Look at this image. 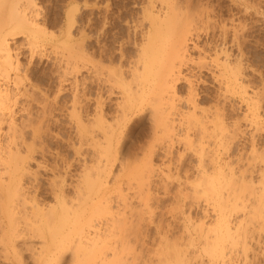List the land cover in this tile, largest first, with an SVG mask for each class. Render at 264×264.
Segmentation results:
<instances>
[{
    "label": "bare ground",
    "instance_id": "6f19581e",
    "mask_svg": "<svg viewBox=\"0 0 264 264\" xmlns=\"http://www.w3.org/2000/svg\"><path fill=\"white\" fill-rule=\"evenodd\" d=\"M109 1L111 0H97L96 48L92 49L94 52L89 54L87 44L89 39L86 34L88 25L83 23L77 42L79 46L72 49L74 51L71 52L73 53L71 56L68 55L70 61L79 57L75 52L80 55L79 64L78 60L71 62L72 69L78 70L77 73L80 76L73 83L75 93L71 110L76 138L71 148L75 158H71L70 161L62 160L64 171L61 172L62 175L59 173L61 176L57 174L60 180L49 177L51 180H47V187H43L46 193L43 192L49 198L45 200L42 197L43 188L38 184L37 177L30 169L28 162L33 159V154L39 149V151H45L40 131V123L45 121V119L42 121V118H45V112L42 108L41 120L36 119L37 117L34 120L31 118L32 115L28 116L29 111L24 114L27 115L24 116V120L17 123L14 111L16 105L22 99L21 101L26 102L24 108L30 106L29 102L33 101L32 96L36 97L37 94L31 84H24L23 77L27 70L22 68L18 53L13 52L9 43L11 37L23 33L26 34L25 38L28 37V43L32 48L39 40L38 35H43L41 29H38L39 25L35 22L34 15L30 13L33 7L35 8L34 0H0V132L4 129V134H0V243H2L0 248L3 246V251L16 250V254L21 257L17 247L22 245L29 252L28 257L33 259L31 261L34 264H58L65 253L69 254L71 258L69 257L68 261L72 259L70 263L73 264H129L127 262L133 258L131 257L133 249L128 245L131 241L129 238L134 236L135 231L141 226L139 222L142 213L140 209L137 210L138 212L135 211L134 205L132 206L133 201L130 202V200V203L126 201L128 198L125 199V197L129 194L124 193L127 196H123L119 184L116 185L119 186L117 189L112 188V192L114 194L116 193L114 191L118 192L114 199L118 201L122 199L121 203H117L116 200L118 205L111 204V202L114 203L111 201L112 189H108L106 177L116 161L126 163L127 160H132L136 166L132 165L134 167L129 172L128 166L124 169L125 171L122 169L121 171H124V174L127 172L129 178L137 179V185L149 182L153 174V158L159 153H156L157 148L165 149V153L162 151L164 155L161 158L169 155L167 157L169 160L174 152L169 154L166 151L170 152V147L173 149L172 144L175 142V145L177 143V146L180 145L182 149L176 150L180 152L178 155L174 154L176 160L184 157V152L190 151L193 152L191 155L196 156L199 166L205 162L211 164L207 165L210 170L206 169L207 167L204 168L203 164L199 173L197 172L199 175L197 179H200L203 187L200 186L201 190L204 189L203 193H199L203 195L205 192V195L208 194L206 195L208 199L210 196L211 201L208 202H211L209 204L215 212L214 223L210 225L212 227L205 224L209 228L206 230L207 233L204 230L205 234L202 236L200 232L198 236V238L204 237V240L202 238L199 240L205 241L204 245L202 242L205 248L199 246L205 249L204 253L202 249L201 252L206 255L209 264H264V151H258L262 148L256 151V145H250L251 151L247 153L251 161L246 158L247 165L245 163V166L241 168L236 167L237 171L229 168L233 161L222 160L220 153H226L232 149V140L238 131V129L236 132L232 131V128L238 123L235 121L233 125L232 122L229 131L225 121L226 116L223 118V109L216 103L208 108L204 106L206 101L201 96H209V93L201 87L204 83L201 74L203 71L209 72L218 86L216 96L223 97L227 94L236 97L245 107V113H243L245 120L247 119L256 129L262 130L261 114L255 112L259 109L256 106L258 104H255L257 93L255 90L247 91L242 86L243 80L240 78L242 65L238 60L239 57L230 59L229 48H226L228 42L225 36L223 37L224 31L220 38L221 42L217 41L213 53L208 52L210 53L208 54L206 49L197 45L202 34L208 36V40L211 41L215 38L212 34L214 28L211 27L212 35L208 33L211 13L206 10L209 3L206 2L203 5L202 0H144L140 2L141 7L139 6L137 13L131 17L119 11L120 14L117 17L122 24H125V30L121 31L118 28L119 24L117 26L118 22H115ZM202 6L206 9L200 8L202 11H199L197 7ZM245 12L243 10V13ZM67 14H69L67 17L71 16L70 13ZM231 24H233L232 21ZM237 33L234 32V35ZM236 39L232 38L230 41L234 43L233 40L238 41ZM71 44L70 46L64 44V46L71 48L75 46L74 42ZM204 44L207 46V43ZM67 48L64 49L67 50ZM71 48L68 50L72 51ZM193 49L199 50L196 58L189 54V51ZM32 58L31 54L30 59ZM89 81L95 86L93 96L88 94ZM181 84L184 85V95H182ZM180 96L184 98L180 99ZM180 103L184 105V111L179 110ZM25 111L27 112L24 109ZM144 123L149 126L151 142L146 143L147 146H137L139 151H132L133 144L129 140L134 136L137 128ZM28 128L29 130H26ZM204 141L208 143V146H213L210 153L203 148ZM162 143L166 145L160 146ZM207 149L210 150L209 147ZM205 150L209 156L205 154ZM228 156L223 157L228 158ZM239 162L238 166H241ZM74 165L78 166L73 175L74 179L66 183L65 177L69 175ZM54 166V168L49 166L51 170L46 166L42 170L47 168L49 171L60 172L59 168ZM196 183L199 185V182ZM144 189L147 190L146 187ZM221 189H223V198ZM146 200L147 198L142 201L144 207L142 203L141 209L148 208V204L145 207ZM135 207L139 206L135 205ZM146 212L148 214L149 211ZM202 225L197 228L199 231H202ZM137 234L140 235V232ZM186 236L189 238L184 241L186 244H180L182 247L185 245L182 252H179L181 250L179 244L178 248L175 246L172 250L170 249L175 250L174 255L170 254L171 251L168 252V247L173 245L163 240L167 246L169 243V246H166V252L170 254V260L171 258L176 260V264L179 258L182 262L189 261L190 252L187 254V247L194 244L191 240L192 235ZM135 237L136 235L134 238L131 237L134 242ZM34 241L38 247H34ZM158 250L154 255L158 252L162 254L160 252L162 249ZM155 257L158 258L157 262L161 260L160 263L165 259V257L161 259L160 256ZM16 258L18 259V256ZM18 260L16 261L19 263ZM20 261H22L21 258ZM167 263L166 260L163 264Z\"/></svg>",
    "mask_w": 264,
    "mask_h": 264
},
{
    "label": "rangeland",
    "instance_id": "374dc122",
    "mask_svg": "<svg viewBox=\"0 0 264 264\" xmlns=\"http://www.w3.org/2000/svg\"><path fill=\"white\" fill-rule=\"evenodd\" d=\"M66 1L68 3H66ZM117 1H119V2H117ZM143 1L144 0H127V1L126 0H111L108 2L109 4H111L113 17H115V22L116 23L118 22L117 26L119 24L120 27L118 26V28L121 29V31L125 30V26H124L125 24L124 23L122 24L121 20L118 19L117 16L121 12L124 14L126 13V15H129L130 17H131V15L132 16L135 15L137 13V11L140 9L139 6L141 7V3ZM206 2L209 3V6H208L206 11H208V12L210 11V13H211V15H210V23L211 24H210V30H208V33L211 34L212 33L211 31H213V29H211V27L214 28V31L212 34L215 35L214 36L215 38H214V40L211 41V40H208L209 39L208 36H205L204 34H202L198 40L197 45L200 48L206 49L207 53L208 52L213 53L212 52L213 48L217 45L218 42L219 43L221 42L220 38H222V31H224V33L226 35L223 33V37L225 36L226 42H228L226 45V48H229L228 51H229L230 59L234 60V59H237V57L240 58V59L238 58V60L240 61L241 65H242L241 67L243 68V69L241 68V77H240L243 80L242 86L247 91L255 90V92L257 93L256 97L258 100L257 99L255 100V104L256 103L258 104L256 106L259 109L256 108V110L257 109L258 110L255 112H258L259 115L261 114L260 119L262 121H264V86H262V85H264V0H248V1L247 0L246 1L245 0H243V1L242 0H202L201 4L204 5V4H206ZM34 3H35L36 9L33 7V10L30 11V13L32 15H34L35 22L37 23V25H39L38 29L39 30L41 29L43 36L38 35L39 40L35 44L36 46L34 45V47H32V48H31V45H29V43H28V37L25 38L26 34H23V33L22 34L18 33V35L16 34L15 37H13V38L11 37L9 40V43H10L11 48L14 50L13 52L18 53V60H19V63L21 64L22 68L27 70V72L25 73L26 75L24 74L25 76L23 77L24 78V84L25 85L31 84L34 87L33 88L34 91L36 90L35 93L37 94L36 97L32 96V99L34 102L33 101L29 102L31 104L30 105L31 107L30 106H28V107H30L31 109L28 108L27 106H25V108H24V105H26V102L24 103L23 101H21L22 99L20 100L19 104L16 105L14 111H15V119H17V123H20L22 120H24V116L25 117L27 116L24 114L29 113V111H30V113L28 114V116L32 115V117L31 116L30 117L32 119L34 118V120L41 118L40 115H42V114L40 112H42V108L44 109V112H45V114H44L45 118H42V121H43V119H45V121H43L42 124L40 123V129H41L40 131H41V136L43 139L42 142L44 145L43 148L45 151H43V150L39 151L40 150L39 149L35 154H33V157H32L33 159L29 160L28 162L30 165L29 166L30 169L34 172L35 177H37L38 184H40V186H42V188L43 187L46 188L47 182L51 180L50 178H53V180H54V177H56L55 180L61 179L60 178V176L62 175L61 172L64 171L63 170L64 166H63L62 160L64 159V161H66V160L70 161L71 158H75L74 153H73V149L71 148V144L73 142L75 143V141H76L75 130H74L75 125H74V122H72L73 117H71V110H72L73 95L75 93V87H74L75 84H73V83H75L74 80L79 79L80 76L77 73L78 70L72 69L71 62L78 60L77 63L79 64L80 63V55L78 52L77 53L75 52V54H77L79 57L75 58L72 61H70V57L68 55L71 56V54H73L71 52L74 51L72 49H74V48L76 49L79 46L78 45L79 43H77V42L79 40L80 28H81L83 23H86V25H88L86 34H87L88 39H89L88 43H87L88 49H89V54H92L94 52L93 50H95V48H96V45H95L96 34L95 33H96V25H97V18H96L97 17V13H96L97 0H34ZM210 4L212 5V7ZM132 6H134V7H132ZM204 7L205 6L197 7V8H199V11H202V10L206 9V7L205 8ZM200 8L202 10H200ZM70 9L72 10V12ZM67 10L69 12H67ZM243 10H244V12L245 11L246 12L243 13ZM119 11H120V13H119ZM67 13H70L71 16L67 17V15H69ZM88 18H90V19H88ZM231 21L233 24H231ZM224 25H225V27H224ZM240 25H242V26H240ZM229 26H231V27H229ZM238 27L239 28L241 27V28L239 29ZM116 31H118V30L116 29ZM234 32H238V33L236 35H234ZM68 34L71 36H69ZM233 35H234V37H232ZM235 36L237 37L238 41L233 40L234 43H232V41H230V39H232V38L236 39ZM41 37H42V39H41ZM240 39H241V41H240ZM210 41L212 44L210 43ZM73 42L75 43V46L73 45L72 48L68 47V46H64V44L70 46V44ZM235 42L237 45L235 44ZM204 43H207V46H205ZM23 44H24V46H23ZM28 45H29V47H28ZM211 45H213V46H211ZM54 46H55V48H54ZM62 46H64V47H62ZM71 46H72V44H71ZM65 47L66 48L68 47L67 50L71 48L72 51L68 50L69 51L68 52L66 49H64ZM198 51L196 49H193V50L189 51V54L192 55L191 57L196 58V56H197L196 54H198ZM58 53H59V55H58ZM210 53H208V54H210ZM31 54L33 56V58H32L33 60L30 59ZM55 57H56V60H55ZM61 62H62V64H61ZM201 76H202V80L204 82L203 84H201V87H203L204 89L203 88L202 89L209 93V96H201L206 101V103H205L206 105H204V106H207L206 108H208V107L213 106L216 103L218 105V107L223 109V118H224V116H226L225 121H226L227 129H229V131L231 130L230 125H232V122H233V125H234L235 121L238 123V124H236V126H233V128H232V131H235V132L238 129V131L236 133L234 132L235 134H234V137L232 140V143H233L232 149L226 153L224 152L225 154L223 152L220 153L222 160L227 159L228 160L227 162L233 161L231 164V167H229V168H231L233 170L235 169V171H237L238 168H236V167L241 168V167L245 166V163L247 165L248 160H250L248 158L249 154L247 153V152L251 151L250 150L251 147H249L250 145H256L255 146L256 151L258 149H261V148H262V150H258V151L259 152L264 151V122L261 121L260 127H262V130H260V128H258L259 130L256 129L253 125H251L250 122H248L247 119H246L247 121L245 120V117H243V113H245V107L243 104H240V102L238 101V99L236 97L228 96L227 94L226 95L223 94L224 98L222 96H220V97L216 96L218 86L213 81L211 76L209 75V72L203 71ZM65 79H67V80H65ZM182 85L183 84H181V87L183 90L182 95H184V93H185L184 85L183 86ZM88 87H89L88 88L89 89L88 90L89 96H93L94 92H95V88H94L95 86L93 83H91V81H89ZM180 97H181L180 99L184 98V96H180ZM34 98H36V99H34ZM28 100H30V99H28ZM208 103H211V104H208ZM44 104L46 106H44ZM221 104L223 106H221ZM42 106H44L45 108ZM178 108H179V110L184 111V105L182 103H180L178 105ZM231 108H233V109H231ZM24 109L27 110V112L26 111L24 112ZM37 114L39 115V117ZM225 121H224V123H225ZM234 127L235 128L238 127V128H236V130H233V129H235ZM3 128H4V126H3ZM254 128L256 129V131ZM26 130H29V128ZM3 132H4V129L0 132V134H4ZM252 139H254V140H252ZM150 140H151V138H150L149 126L147 123H144L137 128V130L134 133V136L129 140L133 144L132 151H137L138 150L137 146H142V145L147 146V144L149 143ZM250 140H252L253 142ZM204 142L206 143V147H204L205 146V143H204L203 148L206 149L208 153H210V151H212L211 148L213 149V146L210 147L207 145L208 143L206 141H204ZM128 144H130V143H128ZM163 144L164 143H162V145L160 144V146L166 145V144H164V145ZM173 144H172L173 149L170 147V152L166 151L169 154L170 153L172 154L174 152L172 155H170L171 157H169V160L167 158L169 155H166V158L165 157L161 158V156L163 157V155L165 153L164 152L165 149L162 150L160 147L157 148L156 153H158V152L161 153L162 151L164 153L162 152L161 155H158L159 154L158 153L153 158L152 165L154 166L153 167V174L154 175L151 174L152 177L150 176L151 179H149V182L147 181L146 183L142 184L143 181H146V180H143L141 182L142 185H140V184L137 185V183H138L137 179L133 180V178H131V177L129 178V174L127 172H126V174H128V175L124 174V171H125L124 169L127 166L130 167L129 169H127L128 172H129V170H132L131 169L132 167L136 166V165H134V163H132V162H134L132 160H127L126 163H125V161L124 162L116 161L113 164L111 171L109 172V174L106 177L105 181L107 182L108 189L109 188H110V190L112 188L117 189L119 186L117 187L116 185L119 184L120 190L122 188V191H123L121 194H123V196L125 195L124 193H126L127 195L129 194L128 196L125 195V196H127V197H125V199H127V198L129 199V200L127 199L126 201H128V203L133 201L132 206L134 205L133 207L135 208V211L138 212L140 209L141 210L140 213H142V215L140 214L141 215V220H140L141 223L139 222V224H141L142 227L140 225H139L140 227H138L140 235L137 234V233H139V232H137L138 231V229H137L135 231V233L133 234L134 236L136 235L135 242L133 239H131V237L134 238V236H131L129 238L131 241H129L128 245L132 247L131 249H133V255L131 256L133 258H130L129 261L127 260L128 261L127 263H129V264H152V263L158 264L161 261L160 260L161 257H163V258L165 257L164 261H162L163 263L164 262L166 263V260H167V262L169 264H176V262H175L176 260L175 261L173 260L174 258H171L172 260H170V257H169L170 254L172 255L173 252H175V250H173V251H171V250L175 246H176V248H178L177 245L179 244L178 246L181 248V250H179V249L178 250H179V252L180 251L182 252L184 250V247H185V245H184V247H182V245H183V243H185L184 241H186V239L188 238V236H186V235H192L191 240L193 241L192 244H194V245H191V247H187V254H188V252H190L189 253L190 255L188 254L189 261L182 262V261H180L181 259L179 258L178 259L179 261H177V264H178V262H180L179 264H183V263L184 264L185 263L186 264H195V263L196 264H201V263L202 264L203 263L209 264L208 258L206 257V255L203 254L204 253L203 251H205V249L203 250V248H205L203 246L205 241L204 242L202 241V240H204V237H199V238H202V240L201 239L199 240L198 236H199L200 232H201L200 235L205 234L204 232L207 229H209L208 227H210V228L212 227L210 225L211 224L213 225V223H214L215 212L212 211V206H211V204H209L211 202H208V201H211L210 196L208 199L207 198L208 194H206L207 195L206 196L205 192H204L203 195H205V196L203 197V195H200V193H199V192L203 193L204 189H203V191L201 190L202 184H200L201 183L200 179H197L199 176L197 174V172L199 173V170L203 164H204V166H203L204 168L207 167L206 169L210 170L209 166L211 164H209L208 162H205V163H202L201 166H199L196 156L194 154L191 155V153H193V152H190V151H189L190 153L188 151H187L188 153L184 152V154H183L184 157H182L180 159L181 161L176 160L175 156L180 153L177 151L182 150V149H181L180 145L177 146V143L175 145V142H173ZM135 147H136V150H135ZM208 147L210 148V150L207 149ZM206 150H205V154L208 155ZM174 154H176V155H174ZM228 154L230 157L228 156ZM245 154H246V156H245ZM225 155L228 156V158L227 157L224 158L223 156H225ZM157 156H159V157H157ZM251 156H252V153H251ZM246 158H248L247 161H245ZM241 159L244 163L242 161L239 162ZM238 162H239V165H241V166H238ZM120 163H123V164H120ZM137 163L139 165V162H137ZM233 163H236V164H233ZM53 164L56 165L57 169L59 168L58 170L60 172H57L54 170L49 171V169L51 170V168H52L51 166H53V168L55 167ZM119 164L121 166H119ZM208 164H209V166H207ZM228 164H230V163H228ZM76 165H74L75 167H73V169H71V172L69 173V175H67V177H65L66 183H67V181L70 182V180H72V178H73V175H75V171L77 170V167H78ZM132 165H134V166H132ZM141 165L142 164H140V166ZM45 166L47 168L50 166L51 168L49 167L48 170H47V168H46V170H42V169H44L43 167H45ZM119 167H124V168H119ZM35 168H36V170H35ZM56 168H55V170H57ZM60 169H62V170H60ZM121 169L124 171H121ZM45 171H47V172H45ZM57 174L60 176L58 177ZM124 175H126V176H124ZM167 175H169V176H167ZM114 177H115V179H114ZM165 177H167V178H165ZM196 182H199V185ZM147 183H148V185H146ZM197 185L199 187L201 186L200 189H199V187H197ZM138 186H140V188ZM141 186H142V188H141ZM145 187L147 190L144 189ZM44 188L42 189V192L43 191L45 192ZM113 189L110 191V194L112 196L109 195L112 197L111 201L114 202V203L111 202V204H117L118 202L121 203L122 199L120 201H118L117 199H114V198H116L115 195L118 192L114 191V192H116L114 194L112 192ZM194 189H196V190L198 189V190L196 191ZM143 190H145L144 192L147 193L148 195L147 194L145 195ZM118 191H119V189H118ZM139 191L141 192V194L143 193V195H141ZM44 192L42 193V197L45 200H49L48 195H46L45 194L46 192L45 193ZM136 192H138L142 197ZM221 193H222L221 197L223 198V189H221ZM132 195H134V196H132ZM137 195H139L140 198ZM135 196L137 198H134ZM146 196H148V197H146ZM144 197H145V199L147 198V200L145 202L146 203L145 207L147 204L150 206V207L148 206V208L146 207V209L143 208L144 202H142V201L145 200ZM141 198L143 200H139ZM149 198H150V200H149ZM112 199H114V200H112ZM139 201H141V202H139ZM222 201H223V199H222ZM138 202H139V204H138ZM141 204L143 205L142 209H141V206H142ZM135 205L137 207L139 206L140 208L139 207L136 208ZM146 211H149L148 214ZM211 212L213 213V215ZM192 219H193V221H192ZM199 222H200V225H199ZM157 223H158V226H157ZM201 223H203L204 225H202ZM205 224H207V226L208 225L209 226L207 227ZM201 225H202V228H201L202 231H199L197 228H199ZM195 226H197V227H195ZM195 228H196V230H195ZM203 228H206V229H203ZM161 230H163V231H161ZM194 230L197 233L194 232ZM186 231L188 234L186 233ZM161 232L165 233L166 236L164 237L165 234H163ZM183 233H185V234H183ZM206 233H207V231H206ZM176 236H177V238H176ZM163 240L166 241V243L167 242L171 243L170 245H173V246L172 247L170 246V248H169L168 247L169 243L167 246V244H165ZM167 240H169V241H167ZM174 240H175V243H177V244L174 243L175 245L173 244ZM35 242L36 241L33 242V245H35L34 247H38V246H36ZM202 242H203V245H202ZM163 243L165 244V247H164V248H166L165 251H164V248H162L164 246ZM0 244H2V243H0ZM180 244H182V245H180ZM199 245H201L203 248H200ZM166 246L169 249L168 252L171 251L172 253L170 252V254H168L166 252L167 251ZM23 248L24 247L22 245L20 247H17V251L19 250L18 252H21L20 253L21 257H19V254L17 255L15 252L16 250H14V251H11V250L5 251L4 250L3 251V246H2L0 248V253H1L0 254V264H34V262L32 263L33 259H30L28 257L30 255L29 252L26 251L25 248L24 249ZM176 248H174V249H176ZM158 249L159 250L162 249L160 251V252H162V254H160L158 252V254H160V255H158L157 253H156L157 255H154ZM189 249H190V251H189ZM201 249H202L203 253L201 252ZM178 250H176V252H178ZM166 253L168 254V256H166L167 255ZM65 254L63 255V257H61V261H59L58 264H63V263L64 264H68V263L71 264L72 263V262L70 263V261L72 259L70 261H68L71 258L69 256V254L68 253H65ZM149 254H150V256H149ZM164 254H166V255H164ZM16 256H18L19 260L16 258ZM152 256H154V257H152ZM155 256H160L159 257L160 261L158 260L159 262L156 261L158 258ZM198 256L200 258H198ZM166 257H168V258H166ZM12 258H16V259H12ZM20 258L22 261H20ZM163 258H162V260H163ZM175 259H177L176 256H175ZM16 260H18L19 263ZM131 260H133V262Z\"/></svg>",
    "mask_w": 264,
    "mask_h": 264
}]
</instances>
